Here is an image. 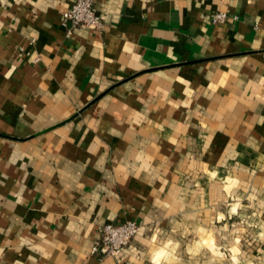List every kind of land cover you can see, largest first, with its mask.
Instances as JSON below:
<instances>
[{"label": "crops", "instance_id": "obj_1", "mask_svg": "<svg viewBox=\"0 0 264 264\" xmlns=\"http://www.w3.org/2000/svg\"><path fill=\"white\" fill-rule=\"evenodd\" d=\"M76 1L0 0V264H264V0Z\"/></svg>", "mask_w": 264, "mask_h": 264}, {"label": "built area", "instance_id": "obj_2", "mask_svg": "<svg viewBox=\"0 0 264 264\" xmlns=\"http://www.w3.org/2000/svg\"><path fill=\"white\" fill-rule=\"evenodd\" d=\"M61 20L64 26L72 28L103 29L105 27L97 11L96 0H77L63 13ZM228 20L229 17L224 12H217L211 17L213 24H222ZM99 233L100 238L93 247L92 254L101 258H117L125 249L132 246L139 233V224L133 220L106 223L99 227ZM245 264H252V262Z\"/></svg>", "mask_w": 264, "mask_h": 264}, {"label": "rangeland", "instance_id": "obj_3", "mask_svg": "<svg viewBox=\"0 0 264 264\" xmlns=\"http://www.w3.org/2000/svg\"><path fill=\"white\" fill-rule=\"evenodd\" d=\"M174 247H175V246H170L169 248L173 250ZM176 248H177V249H175L174 251H175V252H176V251L179 252L178 249H180V246H177ZM192 248H194V245H189V246H188L189 251H190V249H192ZM182 249H183V251H185V246H184V248H182ZM172 250H171V251H172ZM192 251H193V250H192ZM177 252H176V253H177ZM222 261H223V262H221V263H224V264H225V263H226V264L228 263L227 260H222ZM231 263H232V264H241V261H239V259H237V257H235V258L233 257V258H231Z\"/></svg>", "mask_w": 264, "mask_h": 264}]
</instances>
